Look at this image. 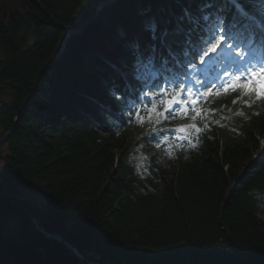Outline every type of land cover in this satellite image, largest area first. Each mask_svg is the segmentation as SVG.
<instances>
[{
    "label": "trees",
    "instance_id": "1",
    "mask_svg": "<svg viewBox=\"0 0 264 264\" xmlns=\"http://www.w3.org/2000/svg\"><path fill=\"white\" fill-rule=\"evenodd\" d=\"M108 1L0 0V264H264V113L170 116L128 45L181 0Z\"/></svg>",
    "mask_w": 264,
    "mask_h": 264
},
{
    "label": "snow or ice",
    "instance_id": "2",
    "mask_svg": "<svg viewBox=\"0 0 264 264\" xmlns=\"http://www.w3.org/2000/svg\"><path fill=\"white\" fill-rule=\"evenodd\" d=\"M258 2L264 5V0ZM181 3L183 6L172 14L166 24H161L158 19L149 20L147 28L150 42L139 45L132 59L138 62L143 72H148L155 69L157 64L167 65L172 53L177 51V46L183 50L187 43L196 45L188 51L192 56L198 57L202 64L212 60L211 54L217 53L218 49L223 51L226 48L228 55L234 57L232 61L234 70L225 69L222 77L217 76L211 83L200 79L195 90L189 87L185 80L155 82L153 95L158 94L161 103L166 99L169 101L165 110L177 112L186 110L185 106L187 109L195 110L197 103L203 102L204 95L213 93L219 95L221 89L224 93L239 89L249 96L258 93L257 99H264V59L255 62L252 59L256 52L264 51V21L257 20L244 11L238 0H181ZM228 6L235 8L231 19L227 15L230 11ZM260 11L261 16H264V8ZM237 16L240 20H237ZM230 33L234 35L230 36ZM192 67L195 68L196 65L193 63ZM158 75L159 73L155 72L149 78L155 79ZM136 78L140 79L141 76L137 74ZM201 88L205 89V92L202 93ZM173 105L180 107L173 108ZM156 107L153 103V110ZM177 131L184 133L185 129ZM192 131L193 128L187 129L188 133ZM195 131L199 132L200 129L196 128Z\"/></svg>",
    "mask_w": 264,
    "mask_h": 264
},
{
    "label": "rangeland",
    "instance_id": "3",
    "mask_svg": "<svg viewBox=\"0 0 264 264\" xmlns=\"http://www.w3.org/2000/svg\"><path fill=\"white\" fill-rule=\"evenodd\" d=\"M211 55H216V54H211ZM205 59H207V57H205ZM212 62H213V59L212 60H210V61H208V63H206L204 66H200V68L199 69H209V67H210V65L212 64ZM195 74H193V76H194ZM187 82H189V83H191L194 87H196L197 86V82H196V79L194 78V77H192V80H190V81H187ZM245 93V92H244ZM263 105H262V109H263V111H264V102L262 103Z\"/></svg>",
    "mask_w": 264,
    "mask_h": 264
},
{
    "label": "water",
    "instance_id": "4",
    "mask_svg": "<svg viewBox=\"0 0 264 264\" xmlns=\"http://www.w3.org/2000/svg\"><path fill=\"white\" fill-rule=\"evenodd\" d=\"M70 34V33H69ZM43 233H45V231H42ZM56 239V238H55ZM56 240H58V239H56ZM58 241H60L61 243H63V244H67V242L66 241H64V240H58ZM72 250V249H71ZM72 252L75 254V251L74 250H72Z\"/></svg>",
    "mask_w": 264,
    "mask_h": 264
},
{
    "label": "bare ground",
    "instance_id": "5",
    "mask_svg": "<svg viewBox=\"0 0 264 264\" xmlns=\"http://www.w3.org/2000/svg\"><path fill=\"white\" fill-rule=\"evenodd\" d=\"M95 18V17H94ZM49 239H55L56 237L55 236H53V235H49V236H47Z\"/></svg>",
    "mask_w": 264,
    "mask_h": 264
}]
</instances>
